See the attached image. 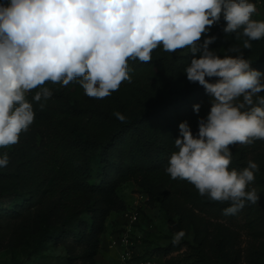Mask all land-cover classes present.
Here are the masks:
<instances>
[{"label": "clouds", "instance_id": "clouds-1", "mask_svg": "<svg viewBox=\"0 0 264 264\" xmlns=\"http://www.w3.org/2000/svg\"><path fill=\"white\" fill-rule=\"evenodd\" d=\"M251 0H7L0 4V148L17 144L35 119L27 95L39 88L33 101L53 93L46 82L67 86L76 81L90 98L103 99L131 82L128 61H152V52L188 48L200 52L185 67L187 79L199 83L211 97V108L199 120L194 135L187 121L179 124L165 172L171 179L192 184L202 197L228 202L225 215H234L260 195L249 185L259 165L248 161L242 170L230 169V146L264 140V73L251 67L242 49L264 38V20ZM223 18L222 31L235 35L242 47L221 58L202 34ZM207 78H217L211 83ZM255 98V100H254ZM199 112L200 105H194ZM121 122L125 116L113 113ZM9 156H0V168ZM185 233L174 236L178 243Z\"/></svg>", "mask_w": 264, "mask_h": 264}, {"label": "trees", "instance_id": "trees-1", "mask_svg": "<svg viewBox=\"0 0 264 264\" xmlns=\"http://www.w3.org/2000/svg\"><path fill=\"white\" fill-rule=\"evenodd\" d=\"M251 2L256 4V0ZM225 25L221 18L202 34L197 46L208 36H215L209 50L221 58L236 55L228 49L242 47L245 38L237 41L234 34L226 35L222 31ZM251 44V49H242L243 55L252 68L264 73V38ZM200 55L188 48L175 53L157 48L150 62L129 59L131 82H123L118 91L103 99L86 96L76 81L67 86L46 82L44 86L53 95L42 101L46 107L40 110L39 103L33 101L39 88L32 90L26 98L33 103V124L20 134L17 144L0 148V156H9L8 166L0 168L1 238L5 229L21 219L20 229H39L41 244L64 243L72 236L86 244V254L93 258L106 217L111 211L126 210L116 189L130 181L149 199L163 193V201L174 204L180 220L178 225L172 218L170 221L178 230L195 224V208L208 215L227 216L223 210L230 206L228 202L202 197L192 184L173 180L165 172L170 155L176 151L179 124L187 121L196 135L199 120L206 119L211 108V97L204 87L188 81L184 71ZM206 79L214 83L217 78ZM260 95L264 96V92ZM197 104L198 113L193 107ZM117 111L125 121L114 116ZM230 149V169L242 170L250 160L259 165L249 188L264 195V140ZM262 208L260 198L257 204L246 203L237 213H244L252 229L264 223V216L255 217ZM194 227L197 232H206L199 240L202 254L196 259L198 264H215L212 252L226 261L228 251L218 229L213 232L207 224ZM171 249L172 245L164 252ZM68 250L73 251L72 244Z\"/></svg>", "mask_w": 264, "mask_h": 264}, {"label": "rangeland", "instance_id": "rangeland-1", "mask_svg": "<svg viewBox=\"0 0 264 264\" xmlns=\"http://www.w3.org/2000/svg\"><path fill=\"white\" fill-rule=\"evenodd\" d=\"M256 7L254 19L264 20V0H256ZM116 194L124 203L126 210L111 211L106 217L104 230L99 236V244L93 258H88L86 244L72 236L64 243L56 244L50 241L41 244L39 229L36 228L32 232L20 229L21 219H18L5 229L4 240L1 238L2 235L0 236V240H3L0 245V264H124L120 257V249L111 244L113 237L124 230L126 225L124 213L134 208L140 212V221L133 227L132 236L136 242L134 257L130 261L133 264H141L142 261L149 259L153 264H198L196 259L202 254L199 240L206 232L204 230L197 232L194 225L201 224L211 226L213 232L218 229L224 249L228 251L226 261L212 252L211 257L215 264L264 262V223L251 229L242 212L231 217L215 216L201 213L195 208L193 210L195 224L178 230L180 214L175 210L174 204H166L163 201L165 197L163 193L149 199L134 182L130 181L118 186ZM260 198L263 208L255 217L261 218L264 216V195ZM171 218L177 225L171 223ZM181 231L185 235L178 243H174V236ZM69 244H72V252L68 250ZM171 245V251L165 253L164 249Z\"/></svg>", "mask_w": 264, "mask_h": 264}, {"label": "built area", "instance_id": "built-area-1", "mask_svg": "<svg viewBox=\"0 0 264 264\" xmlns=\"http://www.w3.org/2000/svg\"><path fill=\"white\" fill-rule=\"evenodd\" d=\"M7 0H0V4L6 3ZM126 225L124 230L112 239V246L120 249V257L122 263L133 264L130 262L134 257L133 252L135 250V241L133 234V227L140 221V212L137 208L129 209L125 213ZM141 264H153L152 260L142 261Z\"/></svg>", "mask_w": 264, "mask_h": 264}]
</instances>
